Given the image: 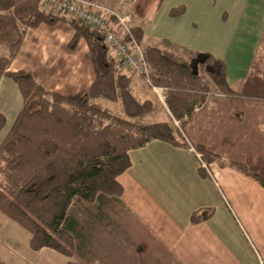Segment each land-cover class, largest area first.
<instances>
[{
    "label": "trees",
    "instance_id": "trees-1",
    "mask_svg": "<svg viewBox=\"0 0 264 264\" xmlns=\"http://www.w3.org/2000/svg\"><path fill=\"white\" fill-rule=\"evenodd\" d=\"M184 10L185 5L174 7L171 15ZM60 20L74 28L69 48L75 49L84 38L93 64L91 85L76 93L50 90L31 72L10 68L29 28ZM133 30L143 45L151 84L165 87L168 120L144 119L154 110L155 100L136 90L135 72L123 67L86 22L62 11L43 12L39 0H0V80L11 78L23 96V105L0 142V211L31 233L35 250L50 247L87 256L91 242L84 217L123 213L124 189L118 176L132 163L129 151L153 139L192 143L206 163L235 168L264 187L263 155L224 158L221 144L197 143L185 127L196 105L213 90L230 99L264 101L263 64L253 62L246 92L238 93L228 82L223 58L195 51L189 59L167 40L143 43V30L136 25ZM248 88L254 91L250 94ZM6 122L0 111V132ZM200 170L206 172L203 166ZM212 212L194 211L191 220L200 221ZM0 264L8 263L0 256Z\"/></svg>",
    "mask_w": 264,
    "mask_h": 264
},
{
    "label": "crops",
    "instance_id": "crops-1",
    "mask_svg": "<svg viewBox=\"0 0 264 264\" xmlns=\"http://www.w3.org/2000/svg\"><path fill=\"white\" fill-rule=\"evenodd\" d=\"M98 1L131 14L135 25L144 33L154 21L155 12L160 11L162 0ZM263 1L258 0L256 12H227L228 17L232 14L234 28L223 40V45L230 52L215 54L224 58L228 82L238 93L246 92V80L263 39ZM201 13L205 15V12ZM172 21L168 18L169 23ZM176 27L178 35L172 37L170 34L175 29L166 27L158 31L157 40L161 43L167 40L169 47L184 56L183 48L192 53L208 52L206 47H197L201 42L186 35L181 25ZM73 35V26L64 20L29 28L10 68L31 72L50 90L68 94L87 89L94 79L89 47L82 38L75 49H70ZM142 41L148 43L145 33ZM195 48L200 49L194 51ZM228 58L235 61L230 62ZM134 85L143 97H156L162 117L154 121L171 117L168 106L141 75L135 73ZM248 91L251 94L254 90L248 88ZM222 100L232 104L230 113L236 124L240 115L245 119L244 108L249 101L258 111L253 104H257L256 100L230 99L221 92L210 91L185 123L195 142L234 144L228 134L221 133L215 140L201 132L209 113L226 108L227 103ZM22 105L23 96L17 83L3 76L0 80V111L6 115L7 121L14 122ZM193 147L192 143L174 145L153 139L129 151L132 163L118 176L124 189L128 238L124 241L120 238L117 244L120 247L114 245L115 250L100 249L87 256L66 255L50 247L35 250L30 245L31 233L0 211V256L8 264H264V187L237 169L216 163L211 164L213 173L206 168L202 173L201 160ZM209 209L213 212L207 218L197 222L191 220L194 211ZM84 218L93 239L106 231L113 234V230H109V227L112 229L110 218Z\"/></svg>",
    "mask_w": 264,
    "mask_h": 264
},
{
    "label": "rangeland",
    "instance_id": "rangeland-1",
    "mask_svg": "<svg viewBox=\"0 0 264 264\" xmlns=\"http://www.w3.org/2000/svg\"><path fill=\"white\" fill-rule=\"evenodd\" d=\"M257 3L258 0H162L160 11L155 12L154 21L150 22V26H148L149 28L147 30H144L145 41L148 43L160 44L161 41L157 40L158 31L163 28L165 29L166 27L169 29H175V32L170 34L174 37L178 35L176 26L181 25L186 35H192L190 36L191 38H195L201 42L197 44V47H203L202 49L206 47L210 53L224 55L226 52H230V49L225 48L223 40H226V37L231 35V31L234 28V22L231 17L232 14H229L230 16L228 17V13L256 12ZM180 5H185L183 13L171 15L170 12H168L174 7H178ZM201 12H205V15H202ZM168 18H172L175 23L173 21L169 23ZM193 31H195V33H192ZM262 38L263 39L257 47L255 61L262 63L264 66V28L262 31ZM139 44L141 43L139 42ZM199 49L200 48H195L194 51ZM182 50H184L187 58H193L191 50H187L186 48H183ZM199 51L204 52L205 50ZM228 59L230 62L235 61L234 59ZM194 66L196 69L204 73V69L199 64H196L195 62ZM143 76L142 77L145 79L148 86L156 92L153 86L158 85H151L150 82L147 81L145 75ZM151 96L155 100V108L145 116L144 119L147 121H154L162 117L161 106L159 105L156 97L154 95ZM160 99L162 101L161 97ZM222 102L227 103L226 108L214 109L211 114H208L209 117L205 122L206 125H203L201 128L202 135H207L209 138L215 140H217L221 133H225L230 136V140L234 142V144L223 143L220 146V149L223 150L222 153L225 155L223 156L224 158H240L243 153L250 155L251 153H259L264 156V101H257V104L253 102V104L258 107V111L253 109V106L249 104L250 101L248 104H245V119L240 115L237 124L233 122L231 118L232 113H230V111L232 104L227 100H222ZM105 103L110 106L115 104L109 101H105ZM117 104L119 105V103ZM163 104L165 105L164 102ZM12 123L13 122H11L10 119L6 122V125L0 132V142L2 139L1 137L5 135ZM122 211L123 213H112V217L110 218L112 220V229L109 227L110 231L113 230L111 231L113 233L112 235L107 233L109 231H106L102 234L99 233V236H97L96 239H93L92 236L90 237V240L92 241L90 246L93 253H96V250L99 251L100 249H105L107 251L115 250L114 245L117 246V244H119L120 238L123 241L128 238V236L126 237V234L129 229V222L124 220L125 211L124 209H122ZM118 212H121V208ZM79 213L83 214L84 210H80ZM120 244L123 245L122 243ZM118 247L120 246H117L116 248Z\"/></svg>",
    "mask_w": 264,
    "mask_h": 264
},
{
    "label": "built area",
    "instance_id": "built-area-1",
    "mask_svg": "<svg viewBox=\"0 0 264 264\" xmlns=\"http://www.w3.org/2000/svg\"><path fill=\"white\" fill-rule=\"evenodd\" d=\"M39 4L43 12L62 11L67 16L86 22L127 71L145 75L150 82V67L144 49L134 34L135 19L131 15L122 14L111 5L95 0H39ZM153 88L165 103V87ZM197 154L202 166L213 173L211 164L206 163L199 152Z\"/></svg>",
    "mask_w": 264,
    "mask_h": 264
}]
</instances>
